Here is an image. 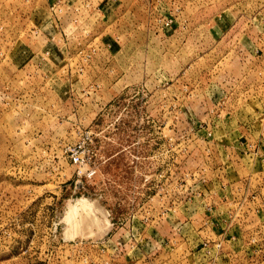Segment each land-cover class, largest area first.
I'll return each instance as SVG.
<instances>
[{
    "label": "rangeland",
    "instance_id": "374dc122",
    "mask_svg": "<svg viewBox=\"0 0 264 264\" xmlns=\"http://www.w3.org/2000/svg\"><path fill=\"white\" fill-rule=\"evenodd\" d=\"M48 3L0 0V264H264V0Z\"/></svg>",
    "mask_w": 264,
    "mask_h": 264
},
{
    "label": "built area",
    "instance_id": "2783aa9c",
    "mask_svg": "<svg viewBox=\"0 0 264 264\" xmlns=\"http://www.w3.org/2000/svg\"><path fill=\"white\" fill-rule=\"evenodd\" d=\"M46 1L47 2L49 1L48 10L50 11V13L55 14L56 16L57 14H61L62 12H64L66 4L67 5L69 4L67 8H69L72 11V13L78 14L80 11V7L78 5L79 0H46ZM54 22H55V27H56L58 26L60 21L57 18ZM70 156H71L70 158H71L72 163L76 165H81L85 163L84 154L81 150L79 151L76 149L75 151L71 152ZM90 172H93V171H90Z\"/></svg>",
    "mask_w": 264,
    "mask_h": 264
},
{
    "label": "bare ground",
    "instance_id": "6f19581e",
    "mask_svg": "<svg viewBox=\"0 0 264 264\" xmlns=\"http://www.w3.org/2000/svg\"><path fill=\"white\" fill-rule=\"evenodd\" d=\"M84 209V208H83ZM86 209V208H85Z\"/></svg>",
    "mask_w": 264,
    "mask_h": 264
}]
</instances>
